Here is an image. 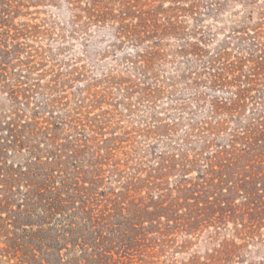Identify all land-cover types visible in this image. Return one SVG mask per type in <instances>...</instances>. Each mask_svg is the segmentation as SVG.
Segmentation results:
<instances>
[{
	"label": "trees",
	"instance_id": "1",
	"mask_svg": "<svg viewBox=\"0 0 264 264\" xmlns=\"http://www.w3.org/2000/svg\"><path fill=\"white\" fill-rule=\"evenodd\" d=\"M203 1L65 0L72 27L113 24V38L141 49L142 76L165 61V39L184 41L177 54L193 57L188 78L210 92L194 99L201 151L176 165L160 155L163 166L148 170L126 153L120 157L118 139L107 137L108 123L93 114L88 98L75 107L49 98L40 111L15 110L0 120V262L134 264L170 231L193 235L207 226L231 225L232 239H264V15L253 28L232 27L235 53L227 41L208 51L202 11L218 18L229 2L254 10L257 0H206V7ZM24 2L0 0L3 88L15 66L32 70L19 59L29 26L13 24ZM189 20L196 27L188 32ZM8 86L17 101L18 88ZM170 170L181 180L168 188L163 180ZM240 247L223 244L205 264H264V255L257 263L235 261Z\"/></svg>",
	"mask_w": 264,
	"mask_h": 264
},
{
	"label": "rangeland",
	"instance_id": "2",
	"mask_svg": "<svg viewBox=\"0 0 264 264\" xmlns=\"http://www.w3.org/2000/svg\"><path fill=\"white\" fill-rule=\"evenodd\" d=\"M24 1L25 8L14 15L13 24L29 26L31 35L19 40L24 46L19 59L32 70L27 73L24 65L15 66L6 88L0 85L1 121H7L15 110L25 114L29 109L40 111L45 99H62L75 107L88 98L93 114L104 116L108 123L107 137L112 135L118 139L120 157L125 158L126 153L132 164L141 163L145 169L161 168L163 159L170 160L168 165H176L183 155L191 158L192 150L201 151L194 116L201 108L194 99L195 93L207 98L210 92L204 87H195L188 78L187 68L193 57L177 54L184 41L165 39V61L157 62L151 74L142 76L137 70V53L141 49L113 38V24L82 28L80 23L72 27L65 0ZM203 3L205 7L209 4L206 0ZM247 11H253V16ZM202 12L208 15L202 18L201 29L211 41L205 48L212 51L227 41L235 53L239 42L236 36L230 38L232 27L237 31L253 28L259 21V13L264 15V0H257L254 10L246 9L240 2H229L218 18L210 9ZM185 26L189 32L195 29L196 23L189 20ZM11 84L20 92L17 101L8 89ZM25 89L29 107L23 104ZM160 155L163 159L158 158ZM8 159L17 162L12 155ZM195 175L192 172L188 179ZM179 180L178 173L170 170L163 181L165 187L171 188ZM231 235V225L216 229L207 226L193 235L170 231L168 239H159V246L152 248L149 256L136 258L134 264H189L194 259L197 264H205L226 243L242 246L235 254V261L241 263H257L264 255V239H232Z\"/></svg>",
	"mask_w": 264,
	"mask_h": 264
}]
</instances>
